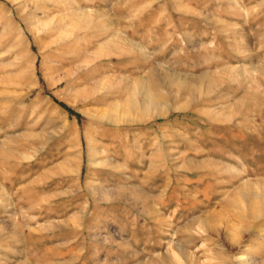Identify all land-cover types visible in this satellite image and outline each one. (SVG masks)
<instances>
[{
	"label": "rangeland",
	"instance_id": "rangeland-1",
	"mask_svg": "<svg viewBox=\"0 0 264 264\" xmlns=\"http://www.w3.org/2000/svg\"><path fill=\"white\" fill-rule=\"evenodd\" d=\"M0 264H264V0H0Z\"/></svg>",
	"mask_w": 264,
	"mask_h": 264
},
{
	"label": "bare ground",
	"instance_id": "bare-ground-1",
	"mask_svg": "<svg viewBox=\"0 0 264 264\" xmlns=\"http://www.w3.org/2000/svg\"><path fill=\"white\" fill-rule=\"evenodd\" d=\"M131 41V40H130ZM119 50V49H118ZM133 50V49H132ZM169 80V79H168ZM157 83H158V81H157ZM157 86V85H156ZM159 87V86H158ZM192 92V91H191ZM263 108V107H262Z\"/></svg>",
	"mask_w": 264,
	"mask_h": 264
}]
</instances>
